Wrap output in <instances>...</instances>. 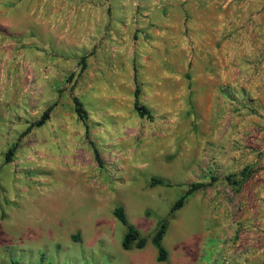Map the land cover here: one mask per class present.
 I'll use <instances>...</instances> for the list:
<instances>
[{"label": "rangeland", "instance_id": "1", "mask_svg": "<svg viewBox=\"0 0 264 264\" xmlns=\"http://www.w3.org/2000/svg\"><path fill=\"white\" fill-rule=\"evenodd\" d=\"M263 82L264 0H0V264L229 261L264 173ZM117 206L143 248H120Z\"/></svg>", "mask_w": 264, "mask_h": 264}, {"label": "crops", "instance_id": "2", "mask_svg": "<svg viewBox=\"0 0 264 264\" xmlns=\"http://www.w3.org/2000/svg\"><path fill=\"white\" fill-rule=\"evenodd\" d=\"M238 199L241 218L228 222L222 251L229 264H264V173L256 185L243 186Z\"/></svg>", "mask_w": 264, "mask_h": 264}, {"label": "trees", "instance_id": "3", "mask_svg": "<svg viewBox=\"0 0 264 264\" xmlns=\"http://www.w3.org/2000/svg\"><path fill=\"white\" fill-rule=\"evenodd\" d=\"M133 83H134L133 84L134 88L132 92L133 109L135 110V112L137 113L139 117L150 118L149 111L142 105H139L138 103L139 88L134 78H133ZM72 103H73V111L76 117L83 123L84 128H85V133H86V124H85L86 113L84 109L82 108L81 103L76 98H72ZM48 112H49V109H47L40 116V118L34 123V126L42 125L48 117ZM93 155L97 163H99L98 155L95 150H93ZM7 160H8V157L6 155L5 161ZM150 185L152 186L153 185H166L167 186L168 183L158 178H151ZM206 186L207 184H197V183L190 184L188 189L180 197H178L176 201L172 204V206L170 207V211H174L180 208L182 203L184 202V200L187 198L188 195H190L192 192L198 189H203ZM112 215L125 228V232L120 241V248L124 251H129L131 249L139 250L143 248L146 243V238L141 237L138 231L133 226L127 223L122 208L120 206L115 207L112 211ZM164 231H165V222L163 220H160L150 238V243L156 251V261L157 262H163L166 259V252L160 243L162 236L164 234Z\"/></svg>", "mask_w": 264, "mask_h": 264}, {"label": "built area", "instance_id": "4", "mask_svg": "<svg viewBox=\"0 0 264 264\" xmlns=\"http://www.w3.org/2000/svg\"><path fill=\"white\" fill-rule=\"evenodd\" d=\"M221 261H223L224 264H228L229 263V261H227L225 258H221Z\"/></svg>", "mask_w": 264, "mask_h": 264}, {"label": "bare ground", "instance_id": "5", "mask_svg": "<svg viewBox=\"0 0 264 264\" xmlns=\"http://www.w3.org/2000/svg\"><path fill=\"white\" fill-rule=\"evenodd\" d=\"M53 212V211H52Z\"/></svg>", "mask_w": 264, "mask_h": 264}]
</instances>
